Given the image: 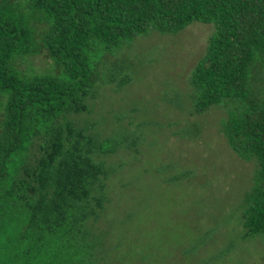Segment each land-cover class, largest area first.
Here are the masks:
<instances>
[{"label":"trees","instance_id":"1","mask_svg":"<svg viewBox=\"0 0 264 264\" xmlns=\"http://www.w3.org/2000/svg\"><path fill=\"white\" fill-rule=\"evenodd\" d=\"M193 22L213 32L189 102L225 111L220 132L254 164L241 238L264 235V0H0V264H107L94 226L121 143L86 117L90 102L132 82L138 36ZM36 56L52 69L25 72Z\"/></svg>","mask_w":264,"mask_h":264},{"label":"rangeland","instance_id":"2","mask_svg":"<svg viewBox=\"0 0 264 264\" xmlns=\"http://www.w3.org/2000/svg\"><path fill=\"white\" fill-rule=\"evenodd\" d=\"M212 32L193 22L173 36H138L132 82L104 87L90 102L86 117L121 143L108 159L109 204L94 226L107 264H264V235L243 240L239 222L254 164L229 148L221 107L196 115L188 99ZM25 65L27 73L52 69L41 56Z\"/></svg>","mask_w":264,"mask_h":264}]
</instances>
